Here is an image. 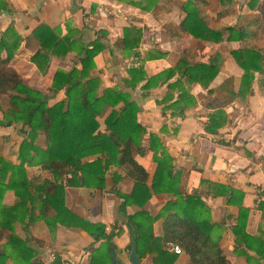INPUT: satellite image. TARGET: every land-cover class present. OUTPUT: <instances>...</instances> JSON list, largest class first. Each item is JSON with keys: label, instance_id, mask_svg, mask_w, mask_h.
I'll return each mask as SVG.
<instances>
[{"label": "crops", "instance_id": "crops-1", "mask_svg": "<svg viewBox=\"0 0 264 264\" xmlns=\"http://www.w3.org/2000/svg\"><path fill=\"white\" fill-rule=\"evenodd\" d=\"M186 1L3 0L7 10L0 12V38L12 43L20 37L7 66L27 87L43 92L49 105L66 98L63 89L54 91L51 88L52 75L57 69L65 72L71 68L81 69V55L76 47L97 40L101 49L92 59L95 67L89 69L85 78L97 81V96L103 89L111 88L127 94L131 101L137 103L136 121L146 130L140 137L142 149L138 153L133 147L132 158L145 168L148 190L157 167L148 149V138L153 133L158 135L164 149L173 158L172 172L178 174V189L184 196L199 197L208 210L209 224L217 225L213 227L211 237L217 238L226 264H248L245 256L235 251L231 226L235 225L238 206H241L248 210L245 229L248 235L258 236L264 230V211L256 207L261 200L264 201V99L254 90L251 94L237 96L234 102L221 107L226 122L217 131L207 132L204 125L208 114L221 106L223 98L217 87L227 76H233V90H237L243 71L228 50L238 47V41L218 44L223 48L222 65L207 87L184 83L181 78L184 90L195 100L193 105L180 106L182 115L168 107L180 96L177 88L167 87L179 73L153 86L142 87L145 77L175 67L180 58L194 64L195 61H206L208 53L212 52L214 44L192 37L179 26L184 12L182 5ZM247 2L231 0L225 6L221 25H233L231 21H236L242 8L252 13ZM234 9L236 11L232 14ZM39 24L48 26L59 39L76 42L63 56L47 52L44 71L30 61V57L39 51L38 41L32 39L30 33ZM123 29L132 33L130 39L139 38L134 47L127 48L121 44ZM26 38L29 39L28 44ZM0 58H5L4 51L0 52ZM133 66H141L146 75L129 86L126 81ZM207 89L213 91L207 92ZM168 93L171 98L164 100ZM109 110L106 108L96 118L100 133L107 131L103 118ZM17 128L0 127V157L12 165L19 163L16 149L19 140L25 136ZM44 138V131H38L33 144L45 148ZM99 150L98 147L86 148L80 156L81 162L99 159ZM24 167L29 174L35 170L26 163ZM125 170L121 165L110 164L103 173L102 189L84 185L63 186L62 206L72 216L66 217V222L54 217L57 207L53 205L45 206V214L41 215L39 208L43 192L41 196L31 193L34 201L25 204L27 211L22 216H17V208L12 211L13 230L0 227V264H130L128 224H131L128 220L138 211L153 218V241H149L148 251H143L146 244L142 242L140 254L136 252L139 264H193L177 244L180 253L170 250L168 242L171 241L164 244L161 241L163 219L168 213H163L162 208L176 196L170 192L154 194L150 190V197L142 205L125 204L122 197L114 193V190L124 195L132 192L133 182ZM38 173L35 172V177ZM7 176L0 183V211L18 201L11 189H4ZM39 177L45 179L46 187L50 189L51 175L44 171L39 173ZM213 184L235 188L243 195L240 198L236 194L228 203L229 198L223 189ZM4 215L0 214L2 222L6 219ZM81 221L93 225L90 230L99 232L101 236L90 235L79 223ZM98 226H102L103 231L96 229ZM11 234L21 243L11 244L8 241Z\"/></svg>", "mask_w": 264, "mask_h": 264}, {"label": "trees", "instance_id": "trees-1", "mask_svg": "<svg viewBox=\"0 0 264 264\" xmlns=\"http://www.w3.org/2000/svg\"><path fill=\"white\" fill-rule=\"evenodd\" d=\"M155 1L151 0L153 3ZM230 1L187 0L182 5L184 12L179 22L182 30L192 37L214 44L206 61H195L194 64H190L180 58L175 67H169L158 75L148 77H145L146 74L141 66H133L129 69V80L126 81L129 86H132L137 78L145 77L142 87H149L179 73L174 81L167 84L168 89L177 88L180 94L179 98L172 101L168 107L174 113L182 115L180 106L193 105L195 100L184 90L181 78L183 77L184 83H197L207 87L209 81L219 73L222 65L223 48L218 44L223 41L244 42L243 45L228 50L234 62L243 71L239 76L237 90H233L234 78L231 75L217 87L223 101L219 109L208 114L207 122L204 124L207 132L217 131L226 122V116L221 107L234 102L237 96L251 94L254 90L264 99V48L256 47L248 42L250 39L256 40L259 31L263 29L264 0H248L247 4L252 12L250 14L253 16L244 24L236 23L223 27L220 20L224 17L225 6ZM5 10H7V4L0 0V12ZM5 33L6 30L4 35ZM123 33L124 38L121 43L123 47L131 48L138 43V37L130 39L132 33L128 29H123ZM30 35L32 39L38 41L39 46V51L30 57V61L40 71L46 68L47 52L63 56L76 43L66 38L59 39L57 34L45 24L37 25ZM19 40L20 37L17 41L10 43L0 38V52L5 53V58H0V96L8 99V107L0 119V127L18 126L17 129L25 135L19 140L16 149L18 164L6 163L0 157V183L8 174L4 189H11L18 198L14 205L0 211L2 216L6 214L5 221H0V227L13 230L11 220L14 213L12 211L17 208V216L19 214L22 216L23 212L27 211L25 204L34 201L31 193L43 196L39 208L41 215L45 214V206L53 205L57 207L54 217L66 222V217L72 216L62 206L63 186L84 185L102 189L104 170L114 163L126 168V175L133 182L132 192L129 195L114 190V193L122 197L125 204L142 205L150 197V190L154 194L170 192L176 196L174 200L166 202L162 208L163 213L168 212L162 224L163 244L167 241L177 244L189 256L193 264H226V259L217 245V238L211 237L216 224H209L208 210L199 197L184 196L178 189V174L172 172L173 158L164 149L158 135L153 133L148 138V149L151 150L157 167L148 190L145 184L147 176L145 168L132 158L133 147H136V152L141 151L140 137L146 130L136 121L137 103L131 101L127 94L111 88L103 89L101 95L97 96V81L85 78L89 69L95 67L92 59L101 49L98 41H89L76 47V51L81 55L79 59L81 69L71 68L69 72L58 69L55 71L52 75L51 88L54 91L63 89L66 98L49 105L48 98L43 92L27 87L18 74L7 66ZM28 40L26 38L27 44ZM212 91L207 89V92ZM166 95L164 100L172 96L169 93ZM119 103L121 105L117 106ZM108 107L110 110L103 118L107 131L100 133L96 118L100 117ZM38 131L45 133V148H38L33 144ZM89 147L100 149L99 159L81 162L82 151ZM25 163L30 168H34V172L27 173ZM36 171L39 173L46 171L51 175L49 186L52 189L46 187L47 182L39 177V173L35 177ZM213 186L223 189L229 198L228 203L234 200L236 194L240 198L243 195L242 191L235 188L220 187L216 184ZM256 207L264 211V201L261 200ZM247 211L238 206L236 223L231 226L235 251L244 255L248 264H264V230L258 236L248 235L245 230ZM128 222L134 229L136 252L140 254L142 242L146 244L143 251H148L149 241H153L151 236L153 218L138 211ZM79 223L90 235L101 236L99 232L90 230L93 225L82 221ZM96 229L103 231L102 226ZM8 241L11 244L21 243L12 234Z\"/></svg>", "mask_w": 264, "mask_h": 264}, {"label": "rangeland", "instance_id": "rangeland-1", "mask_svg": "<svg viewBox=\"0 0 264 264\" xmlns=\"http://www.w3.org/2000/svg\"><path fill=\"white\" fill-rule=\"evenodd\" d=\"M235 11H236V9L233 10L232 14H234ZM262 15H263V20H262L263 29H261L259 31V35H258V38L256 40H251L250 39L248 42H249V44L254 45L256 47L258 46V47L264 48V14H262ZM252 16H253V14H250L249 10L247 8H244V9L242 8L240 10V12L237 14L236 21L235 22L231 21V23L232 24H236V23L244 24ZM233 18L234 17H232L231 20H233ZM243 43L244 42H238L236 44L238 46H241V45H243ZM224 47H226V46H224ZM7 102H8L7 98L0 96V103H1L0 105H1L2 110L6 109V107H8V103ZM2 110H0V111H2ZM1 113H3V111Z\"/></svg>", "mask_w": 264, "mask_h": 264}, {"label": "water", "instance_id": "water-1", "mask_svg": "<svg viewBox=\"0 0 264 264\" xmlns=\"http://www.w3.org/2000/svg\"><path fill=\"white\" fill-rule=\"evenodd\" d=\"M128 229H129V235H130V249H129V256H128V261L130 264H139V257L136 253V243H135V238L133 235V230L131 226L128 224Z\"/></svg>", "mask_w": 264, "mask_h": 264}, {"label": "built area", "instance_id": "built-area-1", "mask_svg": "<svg viewBox=\"0 0 264 264\" xmlns=\"http://www.w3.org/2000/svg\"><path fill=\"white\" fill-rule=\"evenodd\" d=\"M168 244L171 251L175 253H180V248L176 244L170 242H168Z\"/></svg>", "mask_w": 264, "mask_h": 264}]
</instances>
